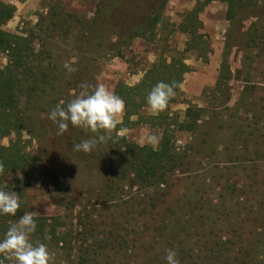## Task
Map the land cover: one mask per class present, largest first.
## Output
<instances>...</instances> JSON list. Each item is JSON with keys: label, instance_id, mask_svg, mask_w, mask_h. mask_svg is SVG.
Returning <instances> with one entry per match:
<instances>
[{"label": "rangeland", "instance_id": "rangeland-1", "mask_svg": "<svg viewBox=\"0 0 264 264\" xmlns=\"http://www.w3.org/2000/svg\"><path fill=\"white\" fill-rule=\"evenodd\" d=\"M0 1L16 9L0 29L29 36L37 58L50 52L59 73L44 107L24 110V127L0 138L17 161L0 173V190L20 201L15 216L0 215V239L34 212L30 240L47 245L50 264H164L168 249L180 264L249 259L252 245L264 243V0ZM187 21L195 39L183 31ZM171 59L188 72L163 112L121 113L89 153L74 144L103 130L70 126L56 135L48 115L81 84L113 92ZM6 63L0 53V68ZM163 133L177 161L161 185L135 182L129 158L117 169L118 148L156 150ZM150 134L157 143L146 142ZM0 264L13 262L0 255ZM255 264H264V249Z\"/></svg>", "mask_w": 264, "mask_h": 264}, {"label": "trees", "instance_id": "trees-1", "mask_svg": "<svg viewBox=\"0 0 264 264\" xmlns=\"http://www.w3.org/2000/svg\"><path fill=\"white\" fill-rule=\"evenodd\" d=\"M229 4L230 7H234L235 1L232 0ZM15 11L14 5L0 1V27L13 18ZM158 18L159 16L152 20L151 26L157 24ZM193 27L195 26L187 21L183 31L195 39ZM29 39V36L23 37L0 29V53H3L7 60L6 65L0 68V138L21 130L25 125L24 110L29 107L39 108L40 105L44 107L43 102L39 105L40 100L58 89L55 85L59 74L58 68L49 63L52 58L50 52L39 56L38 59ZM41 63H45V66ZM186 72L188 68L181 59H171L169 63L163 61L152 65L137 84L133 86L120 84L115 87L113 92L125 102V117L137 115L140 109L147 106L146 97L158 82L169 84L175 82L178 85L175 97L169 101L175 102L181 93L180 85ZM39 95L43 97L40 98ZM21 104L24 107H21ZM118 140L123 141L122 144L125 143L121 137ZM125 144L128 146L125 151L120 153L119 148L116 151V154H119L117 169L124 170L123 164L129 158L128 164L135 182L145 186H158L175 169L177 158L173 154V147L166 133H163L156 150ZM13 157L12 145L8 148L0 146V162L3 163L5 172L16 166L17 161ZM261 212L264 213V208ZM263 244L260 239L257 240L252 245L249 255L245 254L249 259L237 257L234 259L235 264H255L257 255L264 249ZM243 246L247 249L246 244Z\"/></svg>", "mask_w": 264, "mask_h": 264}, {"label": "clouds", "instance_id": "clouds-1", "mask_svg": "<svg viewBox=\"0 0 264 264\" xmlns=\"http://www.w3.org/2000/svg\"><path fill=\"white\" fill-rule=\"evenodd\" d=\"M64 68L68 73L76 71L68 63H65ZM177 87L175 82H158L146 97L147 106L154 113L163 112L169 101L175 97ZM80 88L81 91L67 104L61 100L49 113L48 119L55 125L57 136H62L70 126L92 133L103 130L105 134L74 144L75 151L89 153L98 144L106 142V133L116 127V118L124 112L125 102L103 83H98L94 88L81 84ZM145 139L150 144L158 142L154 134ZM3 171L4 165L0 162V173ZM19 207V196L15 192L0 190V215L15 216ZM35 215L34 212L24 214L11 223L4 237L0 239V255L13 264H50L51 255L47 245L43 242L33 244L30 240L31 234L37 230ZM165 260L166 264H180L172 249L166 250Z\"/></svg>", "mask_w": 264, "mask_h": 264}, {"label": "crops", "instance_id": "crops-1", "mask_svg": "<svg viewBox=\"0 0 264 264\" xmlns=\"http://www.w3.org/2000/svg\"><path fill=\"white\" fill-rule=\"evenodd\" d=\"M144 71H140V72H138V74H135V75H133L132 77H131V79H130V81H129V83H128V81H127V85L128 86H130V85H135V84H137L139 81H141V79L143 78V75H144Z\"/></svg>", "mask_w": 264, "mask_h": 264}]
</instances>
